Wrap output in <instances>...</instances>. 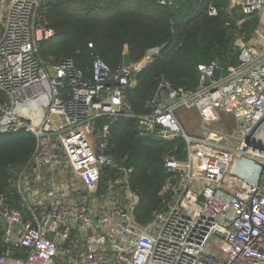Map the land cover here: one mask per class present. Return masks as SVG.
<instances>
[{
    "label": "built area",
    "instance_id": "2783aa9c",
    "mask_svg": "<svg viewBox=\"0 0 264 264\" xmlns=\"http://www.w3.org/2000/svg\"><path fill=\"white\" fill-rule=\"evenodd\" d=\"M41 3L0 0V132L14 127L35 136L31 157L12 180L19 207L0 194L3 241L25 256L6 251L0 264H264L260 26L254 45L241 43L236 63L224 71L217 59L198 65L194 89L160 80L146 101L149 111L135 115L126 92L159 48L114 68L93 54L89 76L70 57L46 63L39 44L55 32L40 21ZM231 5L244 15L264 10V0ZM207 12L217 9L209 4ZM192 110L201 123L197 134L186 132L178 114ZM122 117L137 119L140 135L183 141L181 155L165 157L173 179L149 225L133 214L139 197L130 187L131 167L108 152L111 124ZM226 118L231 129L213 128ZM104 168L119 174L100 192Z\"/></svg>",
    "mask_w": 264,
    "mask_h": 264
},
{
    "label": "trees",
    "instance_id": "16d2710c",
    "mask_svg": "<svg viewBox=\"0 0 264 264\" xmlns=\"http://www.w3.org/2000/svg\"><path fill=\"white\" fill-rule=\"evenodd\" d=\"M209 4L216 7V15L208 14ZM229 4L230 0H175L166 5L156 0H42L40 21L55 34L40 42L39 56L46 63L70 57L89 76L93 54L114 68L140 59L150 48H159L136 75L134 87L126 92L131 112L145 114L149 111L146 101L160 80L173 87L194 89L198 84V65L217 59L224 71L228 64L236 63L239 48L234 40L241 36L248 41L260 24V14L244 15ZM110 130L108 152L114 155L117 165L132 170L130 187L139 197L133 212L135 220L149 225L162 206L160 191L173 179L165 157L181 155L183 141L165 140L149 133L140 135L137 119L129 117L114 121ZM34 148L35 136L24 129L0 132V194L11 207H19L12 180ZM118 174L114 168H104L100 192ZM3 234L0 221V254L10 249L14 257H24V249L18 244H5Z\"/></svg>",
    "mask_w": 264,
    "mask_h": 264
},
{
    "label": "rangeland",
    "instance_id": "374dc122",
    "mask_svg": "<svg viewBox=\"0 0 264 264\" xmlns=\"http://www.w3.org/2000/svg\"><path fill=\"white\" fill-rule=\"evenodd\" d=\"M229 7H231V8L236 7V6L231 5V0H230ZM250 42H253V41L252 40L249 42L244 41L241 36H237L236 40H234V43L238 46V48L240 47L241 43L250 44ZM178 114H182V120H183L182 123H183V126H184L186 132H188L189 134H197V130L199 129V127L201 125L197 112L194 110H192V111H178ZM234 125H235L234 121H230L229 119L226 118V120H222L218 124H214L213 128L225 131V130L231 129L232 126H234ZM233 159L235 161L242 160L243 163L248 164V165L252 162L251 160L246 161L244 157H238L237 158L236 156H234ZM241 172L242 171L240 169L237 170V174L239 176L242 175ZM223 261H225V260H223Z\"/></svg>",
    "mask_w": 264,
    "mask_h": 264
},
{
    "label": "crops",
    "instance_id": "0c3cea01",
    "mask_svg": "<svg viewBox=\"0 0 264 264\" xmlns=\"http://www.w3.org/2000/svg\"><path fill=\"white\" fill-rule=\"evenodd\" d=\"M260 24H259V26H260V28L264 31V10H262V11H260ZM253 41V42H250V44H248V45H254L255 44V41L253 40V39H249L247 42H249V41ZM44 175H46V174H44ZM7 251H9V255H10V258H15L14 256H13V251H11L10 249L9 250H7ZM12 260V259H11Z\"/></svg>",
    "mask_w": 264,
    "mask_h": 264
},
{
    "label": "water",
    "instance_id": "95a60500",
    "mask_svg": "<svg viewBox=\"0 0 264 264\" xmlns=\"http://www.w3.org/2000/svg\"><path fill=\"white\" fill-rule=\"evenodd\" d=\"M209 81V78L208 77H205V83L207 84ZM14 129V127H10L9 128V131H12Z\"/></svg>",
    "mask_w": 264,
    "mask_h": 264
}]
</instances>
